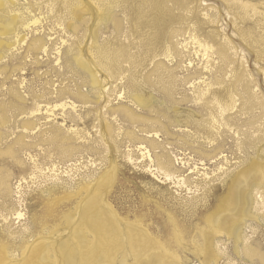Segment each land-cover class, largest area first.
Returning <instances> with one entry per match:
<instances>
[{"label": "rangeland", "instance_id": "obj_1", "mask_svg": "<svg viewBox=\"0 0 264 264\" xmlns=\"http://www.w3.org/2000/svg\"><path fill=\"white\" fill-rule=\"evenodd\" d=\"M11 1L16 2L12 10L38 22L19 29L26 44L5 50L0 60V245L12 254L37 235L48 237L58 227L64 229L63 214L75 211L80 199L97 190L95 181L115 166L116 177L107 175L110 183L104 177L95 192L99 202L105 198L121 218H139L162 239L171 237L172 215L184 231L185 243L178 247L172 241L171 248L186 264H201L193 251L194 243L204 244L198 232L205 228V216L235 173L259 156L264 160V17L244 21L236 12L228 15L225 0H123L122 8L115 7L114 0H102L114 5L112 16L119 26L101 22L98 42L91 45V14L78 18L62 0ZM239 1L264 11V0ZM123 8L129 11L130 24ZM207 11L213 18L219 14L217 22L205 19ZM190 25H197L203 36L220 33L215 37L219 43L228 37L238 52L232 55L234 63L239 62L236 78L226 83L230 74L219 73L220 85L204 97L199 75L206 58L189 38ZM36 38L44 41L46 50L30 48ZM168 47L169 59L164 55ZM81 55L98 67L101 77L108 57L113 62L115 72L107 78L104 94L80 67ZM213 73L203 76L209 82ZM228 86L236 105L221 116L211 102L214 95L226 101ZM136 96L145 104L137 103ZM62 103L67 106L55 108ZM105 125L107 138L101 135ZM140 145L150 151L152 165ZM159 165L186 184L148 172ZM84 184L93 188L77 197ZM207 186L211 190L205 194ZM256 197L264 202V193ZM262 201L252 209L254 218L243 220L246 239L239 247L225 234L215 239L217 264H264ZM16 210L23 211L24 220L15 219Z\"/></svg>", "mask_w": 264, "mask_h": 264}, {"label": "bare ground", "instance_id": "obj_2", "mask_svg": "<svg viewBox=\"0 0 264 264\" xmlns=\"http://www.w3.org/2000/svg\"><path fill=\"white\" fill-rule=\"evenodd\" d=\"M108 1L110 2V0H107V3ZM225 1L230 4L228 5V15L236 12V14H238V17H240L244 21H247V19L250 17H264V11L260 10L259 5H256L255 3L251 4L244 1L240 2L239 0ZM62 2L64 8L67 11L74 13V15H76L78 18L82 19L87 14H91V16H94V30L91 31L90 37L91 45H96L99 37L97 28L101 22H111L113 23L115 29L118 28L119 22L116 20L117 18L115 19L114 16H112V11L115 7L122 8V3L124 1L114 0L113 3L115 4V7L111 3L105 4L102 0H98V2H96V0H62ZM15 3V1L11 0H0V60L4 58V54L6 53V51H11L16 45L22 43L26 44L27 38L24 35L20 36L19 29H30L31 25L38 22L36 19H34L33 22H30L31 20L28 21V19H26L23 14L12 10L15 6ZM104 8H106L107 10H104ZM122 10L126 17L127 23H129V11L125 8H123ZM208 12L209 11L205 13V19H209L211 24L217 22L219 14L215 18H213L212 15H209ZM236 23L237 21L235 22V24ZM196 26L197 25H192L189 28L188 35L189 38L193 39L198 44L201 52L204 53L203 56L206 58V66L203 68V73L201 72V75H199L202 80L204 79L201 82L203 83V88L200 89V95L204 97L207 93H213V87L215 85H220L219 83H217L220 80L216 81L217 75L219 73L226 74V76L227 73L230 74V76H227L226 83L236 78V66L239 62L236 65L234 62H236L237 60L235 61V59L232 58V55L237 56L238 52L237 48L233 45V42L228 37H221L222 39L219 43V41L217 42V40H215V37L218 36L215 31V36L211 35L213 32H210L211 34H208L207 36H203V34L199 32V29ZM44 47L45 43L41 38L34 39L30 45V48L35 51H41L42 49H44ZM172 47H174V45ZM171 48L168 47L166 52H164V55L167 57V59H169L172 55ZM80 51H82V49H80ZM77 61L80 67L88 73L92 85L97 87L99 93L102 95L107 92V82H109L107 78H113V74L115 72V66L111 59L108 57V61L105 63V68L103 69L104 72L102 77L105 78L99 76V73L97 71L98 67H96L92 63V61L85 59L82 55L81 57L77 58ZM213 64L215 65V67L213 66ZM232 65L234 66L232 67ZM212 71H214V73ZM205 72L213 73V75L216 74V76H214V78L208 82V78H205L203 76ZM119 76L118 78H120ZM121 79L123 80V77ZM237 81L241 80L239 79ZM221 82H223V80H221ZM219 88H221V86ZM230 88V86H228L226 89L224 88L228 94V99L226 101H223L219 99L217 95H214V98L211 102H215L214 105L218 106V110L221 116H224V113L227 112V110H233L236 105L233 93L234 90H230ZM135 101L140 105H144L146 102V100L141 99L138 96L135 97ZM66 106L67 103H62L55 106V108H65ZM51 108L48 107L46 113L49 112ZM36 111L39 112L40 109ZM126 114L132 119L135 118L134 115L129 111H126ZM107 129L108 128L105 125L103 131H101V135L103 138L108 137ZM139 149H143L146 151V153H142V156L144 157L145 155H147V157L149 158L148 160H150L152 165V163H154V160L152 158V155L150 154V151H148L147 148H145L143 145H140ZM259 157L253 159V161H251L247 167L243 168L240 172L235 173V175L230 178V182L226 186L225 193L218 200L214 209H212V211L205 216V228L201 229V232H198L202 235L204 244L199 245L194 243L193 251L201 264H217L219 257L218 254L214 251L213 247L215 245V239H217L219 235H227L229 239H233L235 241L238 247L245 241L246 237L244 238L243 235L245 224L243 220L246 218H254V216L252 215V209L259 206L262 201L261 200L260 202H258L256 196L260 193H264L261 192V187L260 192L259 189H257L259 186H263L264 188V160L259 161ZM129 161H132V158L130 156ZM163 167L159 165L158 168L153 169L152 166H150L147 170L153 176H163L166 181L177 179V176L174 177L173 175H171L173 173L169 171L171 173L170 174L168 173V171H165V167L163 170ZM168 169L169 168H167L166 170ZM220 170H224L223 167L220 168ZM192 173L193 172H191L190 174ZM116 174L117 168L115 166H111L110 170L103 173V177L101 176L100 179H97L95 181V183L98 184H96V186L94 184V186L97 187L98 190V187L101 186L100 182L105 180L104 177H106L107 175L112 176L110 178L109 176L106 177L105 181L109 182L107 178L111 179L113 177H116ZM226 174L228 176V173ZM179 178L177 179L178 182H180L179 185L183 184L184 186L186 184V179ZM105 185L103 184V187ZM91 187L92 185L90 184H84L79 192H77L76 196L79 197L83 192L86 191V188ZM19 189L20 186H18L17 190ZM102 189L103 188H101V190ZM97 190L94 189V192H91L92 194H89L88 192L87 196L80 199L77 206L75 207V211L63 214L61 220L66 224V227L64 229L58 227L48 237L37 235V237L35 236L36 238L34 241L27 242L21 247L19 251L15 250L12 254L9 253L5 245L1 244L0 264H186L187 260H184L176 250H173L171 248L172 241L175 242L178 247H183L185 243L184 231L180 226L177 225L176 220L174 219V217H172V215L169 214V222L173 227L171 237L170 239H162L158 236L153 235L149 231V229H147L143 225L142 221L138 220L139 218H136L137 221L135 222L134 220L133 222H131L128 219L121 218L117 214V211L114 210L112 205H110L111 203L109 204L105 198H103L104 200L102 199L103 201L99 202V199L97 197L98 194L95 193ZM210 190L211 186H207L204 190V193L206 194V191L208 192ZM188 191L191 190L189 189ZM18 194H20V191H18ZM262 203L264 202L262 201ZM262 207L264 208V206ZM13 216L15 217V219L24 220L25 214L22 210H16ZM238 247H236V251H238ZM248 252H250V249L248 250Z\"/></svg>", "mask_w": 264, "mask_h": 264}]
</instances>
